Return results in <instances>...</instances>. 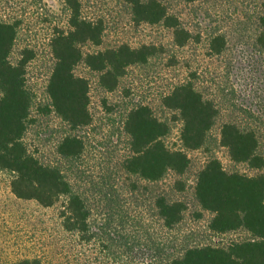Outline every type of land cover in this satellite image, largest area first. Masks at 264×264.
I'll use <instances>...</instances> for the list:
<instances>
[{
	"label": "rangeland",
	"instance_id": "1",
	"mask_svg": "<svg viewBox=\"0 0 264 264\" xmlns=\"http://www.w3.org/2000/svg\"><path fill=\"white\" fill-rule=\"evenodd\" d=\"M166 1L191 32L184 47L176 45L173 30L163 24L135 23L125 0H80L83 16L101 19L105 25L103 43H86L85 53L122 43L161 45L164 52L131 66L114 91L103 89L99 74L80 62L75 71L90 84L92 123L74 130L54 110L49 114L38 110L39 105H51L47 91L55 63L51 43L57 30L70 28L67 0H0V19L18 25L11 60L17 61L24 49L34 52L27 81L35 104L25 141L41 161L60 166L74 189L84 194L91 226L99 233L90 243L81 241L62 225L60 211L66 196L52 207L20 199L11 190V174L1 172L0 264L36 257L44 264H134L137 259L166 260L189 246L249 237L245 230L214 234L209 229L212 214L200 207L195 187L200 170L211 158L219 159L230 172L264 173L233 161L221 143L225 122H238L264 134V51L256 43V4L253 0ZM218 33L226 37V46L216 54L210 42ZM186 81H192L219 109L206 144L187 151L191 164L182 175L171 171L152 182L127 173L121 166L130 153L125 123L129 111L139 104L149 105L158 118L169 122L164 140L170 148H184L183 121L178 111L164 106L162 98ZM69 134L84 140L80 158L66 159L58 151ZM260 152L264 154V141ZM161 195L187 206L183 220L172 229L165 227L155 206ZM127 244L140 252L128 254Z\"/></svg>",
	"mask_w": 264,
	"mask_h": 264
},
{
	"label": "trees",
	"instance_id": "2",
	"mask_svg": "<svg viewBox=\"0 0 264 264\" xmlns=\"http://www.w3.org/2000/svg\"><path fill=\"white\" fill-rule=\"evenodd\" d=\"M185 1L195 3L199 0ZM125 2L131 7L135 23L163 24L173 30L174 41L179 47L186 46L191 40V32L182 25L180 16L170 10L168 1ZM252 2L256 4L259 28L256 43L264 51V0ZM67 4L71 11L70 28L57 30L51 43L55 58L47 87L51 105H39L38 110L43 114L54 110L72 129L78 130L92 123L90 84L75 71L80 62L99 74V85L103 89L114 91L131 66L149 62L163 53L164 47L156 44L134 47L122 43L85 53L83 46L86 43L96 46L103 43L104 22L83 16L80 0H67ZM17 28L16 23L0 19V173L11 174V190L20 199L52 207L66 196L60 211L64 229L90 243L99 233L91 226V212L84 194L74 189L60 166L41 161L25 141L35 104V95L27 81V66L34 58V52L24 49L17 61L11 60ZM225 46L226 37L220 33L210 42V48L216 54ZM162 103L178 111L183 121V149H172L166 144L164 137L170 132V124L158 118L149 105L139 104L132 108L125 123L130 136V153L121 166L127 173L152 182L161 180L171 171L178 175L186 172L191 164L187 151L206 144L219 114L214 101L206 99L192 81L175 85L162 98ZM263 141L264 134L251 126L242 127L238 122L230 121L221 128V143L228 149L231 159L248 163L253 169H264V154L260 152ZM84 150V140L76 134L66 135L58 148L66 159L80 158ZM195 194L200 207L212 214L209 229L214 234L245 230L249 237L189 246L166 260L137 259L134 264H264V173L250 176L230 172L219 159L211 158L198 174ZM155 206L168 229L183 220L187 209L183 201H170L164 195L156 198ZM127 247L128 254L140 252L131 250V245L127 244ZM15 264L44 263L36 257L24 258Z\"/></svg>",
	"mask_w": 264,
	"mask_h": 264
}]
</instances>
